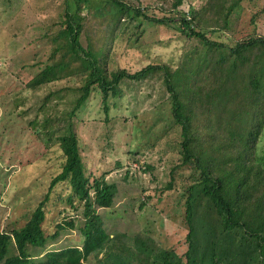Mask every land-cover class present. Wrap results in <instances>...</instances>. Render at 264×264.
<instances>
[{
  "label": "rangeland",
  "instance_id": "1",
  "mask_svg": "<svg viewBox=\"0 0 264 264\" xmlns=\"http://www.w3.org/2000/svg\"><path fill=\"white\" fill-rule=\"evenodd\" d=\"M121 1L148 17L161 18L172 14L168 11L178 0ZM207 2L183 0L180 10L189 15L200 10L194 25L203 27L209 39L226 44L229 48L225 52L230 53L240 42L264 38V0H241L229 16L216 9L203 10ZM69 3L81 18L82 45L96 55L110 79L122 69L136 73L149 66L167 65L173 71L188 59L197 60L206 50L200 39L188 37L178 26L129 16L109 0ZM66 26V0H0V233L12 234L23 227L42 206V227L49 240L44 248L29 253L37 264H44L42 258L48 252L82 249L80 228L91 207L110 241L83 264H186L189 258L203 257L202 250L190 255V192L200 199L195 203V216L202 241L206 218L201 205L212 206L198 196L201 170L195 159H187L183 152L182 128L172 113L165 71L155 69L143 79H124L115 92L105 93L98 83H91L89 97L79 104L91 70L72 54ZM247 46L241 59L248 62V68L238 75L239 86L227 85L224 101L216 96L218 78L202 84V100L194 101L184 91L178 92L188 107L191 151L204 158L205 168L214 170L222 165V170L233 171L234 179L247 187L239 199L246 201L255 221L263 225L264 236V213L259 209L264 208V182L259 180L264 174V133L259 137L257 156L240 170L234 167L239 143L230 148L223 143L221 133L219 143L210 137L214 116L222 128L226 121H239L241 111L245 118L248 104L264 102V89L252 91L247 78L250 70L264 67V47L260 43ZM218 58L219 53L211 51L201 66L212 65ZM256 60L260 63L253 65ZM50 66L59 78L31 86ZM208 109L212 115L205 113ZM225 110L237 117H226ZM207 123L205 132L203 125ZM234 126L231 130L239 134L242 128ZM72 134L78 138L88 179L89 198L85 200L75 196L68 179L58 180L66 163L61 138ZM236 139L245 142L243 136ZM252 165H260L263 172ZM98 181L116 185L110 208L96 204L94 184ZM237 184L233 183V189ZM231 239L230 254L221 252L212 264L225 256L230 264L234 256L244 258L250 253L240 234H232ZM219 251L218 247L216 253Z\"/></svg>",
  "mask_w": 264,
  "mask_h": 264
},
{
  "label": "trees",
  "instance_id": "2",
  "mask_svg": "<svg viewBox=\"0 0 264 264\" xmlns=\"http://www.w3.org/2000/svg\"><path fill=\"white\" fill-rule=\"evenodd\" d=\"M79 2L80 0H76ZM228 1H231L228 3ZM241 0H208L204 9H216L219 13H225L229 16L240 5ZM115 9L121 12L128 13L135 17L143 16L144 19L154 22L156 24H162L165 26L176 25L181 32L188 37H197L200 39L206 50L203 54L197 56V60L191 58L186 60L182 66L178 69L171 70L170 66H149L136 73H129L125 69L118 70L111 75V79L103 72V68L98 62L96 55L90 50L85 48L81 42L82 35V22L78 13H73L70 7L69 0H66V35L71 47L72 54L81 60H83L91 70V80L86 86L85 95L81 98L79 104L83 103L88 97L89 87L92 83H98L99 87L104 90L114 91L118 84L124 79L139 80L150 75L155 69H162L164 73V82L170 92L172 100V113L176 122L182 128V149L187 159H195L202 174V186L198 191V196L201 199L209 200L212 207L205 208L201 205L203 211L202 215L206 218L204 227V240L199 238V228L197 226L198 219L195 216L197 208L195 203L200 200L194 198L195 194L190 192L187 222L190 227V233L188 235L191 251L197 252V250L203 251V257L197 259L189 258L186 264H212L214 257L221 252L230 254L232 249L233 240L232 234H240L243 237L244 243H247L248 250L247 256H234L230 260V264H264V236L261 233V227L263 225L258 224L255 221L253 215L249 212L246 201H242L241 197L243 191L247 188L241 184L240 180L234 179L233 171L227 169L222 170V165L218 169L205 168L204 158L197 156L193 153L189 147L192 134L190 127L189 116L187 115L188 107L180 97L179 90L184 91L189 97L195 100H202L203 83H209L212 79H221L219 84L218 95L220 101H224L228 95L227 85L239 86L238 75L244 72L248 66L246 60L242 61L243 51L248 47L247 44L260 43L264 47V38H258L251 42H240L235 48H230V53L225 52L229 48L226 44L211 40L206 35V30L203 27L197 29L194 25V19L200 15V10L195 13L191 12L189 15L186 12L180 10L183 0H178L177 3L171 7L168 13L171 15H165L161 18L148 17L142 10L131 8L125 2L121 0H109ZM192 15V18L190 17ZM211 51L219 53L217 62L212 65L201 66V63H205V59L211 57ZM257 60L253 62L257 64ZM260 63V62H258ZM213 66V68H211ZM42 75L37 76L31 86L41 85L43 83H49L57 80V72L53 66L48 67ZM247 78L251 83L252 91H263L264 89V67L258 70H250V75L247 74ZM259 89V90H258ZM256 96V95H252ZM234 110V109H233ZM238 113L237 109L234 110ZM206 114L212 115L213 112L208 109ZM233 113L230 115L225 110L226 117H237ZM202 115V110H201ZM245 118H243V111L239 113L240 120L231 123L226 121L222 128L219 127V118L213 117V130L210 137L212 142L219 143L218 133L220 134L223 143L233 148L235 142L239 143L240 153L234 160V167H238L237 170L249 167V162L252 158L257 156V144L259 143V137L264 133V102L254 101V105L248 104L244 110ZM203 117V115H202ZM204 119V118H203ZM206 119V117H205ZM216 121V125H215ZM236 125V128H242L241 131L231 130V126ZM208 123L203 125V130L206 132ZM209 130V128H208ZM237 136L244 137L245 142H240L236 138ZM78 138L75 134L69 137L61 138V149L66 157V163L64 170L58 180H69L75 196L80 199L89 198L88 179L85 176V165L82 157L79 153ZM220 147V145H219ZM221 148V147H220ZM259 161V159L257 158ZM223 161L221 164H223ZM260 162V161H259ZM242 165V166H241ZM253 169L262 171L260 165L254 166ZM263 172V171H262ZM264 182V174L259 180ZM238 182L237 186L233 189V183ZM95 188V201L96 204L103 208H110L113 205L114 197L116 195V185L107 184L104 182H96ZM235 201H238L235 204ZM89 206V203H88ZM246 207V209H244ZM264 213V208H259ZM213 211V214L210 213ZM100 217L90 207L86 213V221L84 226L80 228L82 235L84 236V244L82 249L78 247H68L64 250L52 251L46 253L42 260L44 264H83L89 256L95 253H101L106 245L110 241V234L97 223ZM45 220V211L42 206L38 207L32 214L30 220L21 228L15 229L12 234L0 233V264H37L31 257L29 251L44 248L49 240V237L45 235L42 224ZM61 227V226H60ZM70 227L75 226L70 223ZM63 229V228H61ZM53 239V237H52ZM220 251L216 253L217 248ZM205 257L208 259L206 260ZM119 263L122 259L118 256L115 257ZM225 257L219 258L215 264H228L225 261ZM229 262V261H228ZM171 263V262H170Z\"/></svg>",
  "mask_w": 264,
  "mask_h": 264
},
{
  "label": "built area",
  "instance_id": "3",
  "mask_svg": "<svg viewBox=\"0 0 264 264\" xmlns=\"http://www.w3.org/2000/svg\"><path fill=\"white\" fill-rule=\"evenodd\" d=\"M0 66H1V64H0Z\"/></svg>",
  "mask_w": 264,
  "mask_h": 264
}]
</instances>
